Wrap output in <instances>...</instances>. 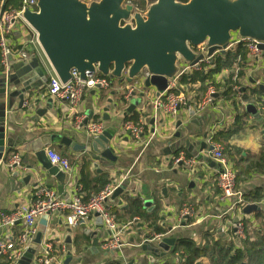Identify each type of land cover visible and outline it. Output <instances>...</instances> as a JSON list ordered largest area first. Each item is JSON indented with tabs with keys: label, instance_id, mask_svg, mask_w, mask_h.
<instances>
[{
	"label": "crops",
	"instance_id": "1",
	"mask_svg": "<svg viewBox=\"0 0 264 264\" xmlns=\"http://www.w3.org/2000/svg\"><path fill=\"white\" fill-rule=\"evenodd\" d=\"M152 2L153 0H132L140 12L145 11ZM7 41L11 56L8 58L7 66L0 59V71H9L14 77L13 66L34 55L45 69L47 83L30 93L31 98L25 99L21 108L18 98L20 85L8 88L5 95L0 94V116L2 115L3 120L0 132H3L5 140L13 145L6 161L3 163L0 161V240L15 243L18 234L23 230L21 223L13 227L1 226V215L30 205L35 201L38 192H51L67 200L72 195L70 187H75L73 189L79 190L81 198L85 197L79 183L85 164L88 165L87 173L92 180H107L109 181L107 185L122 187L118 197L111 199V195L106 201L109 212L111 210V213L128 222L127 198L138 200L146 214L157 215V225L166 231L165 237L175 238V245L169 248L171 252H167L163 258H156L150 252L141 250L144 236H152L155 231L148 227L147 223L136 220L132 225L125 224L127 226L117 223L119 227H125L121 234L124 247L119 251L105 252L101 244L109 238L110 233L103 225L100 228L96 224L95 216H89L78 226L70 228L66 225L62 213H53L47 217L45 232L36 255L41 252L44 245H50L52 252L59 255L58 259L62 264L67 256L71 258L69 264H182L178 255H172V250L180 239H189L197 247H208L207 244L212 245L215 242L236 245L238 240L235 237V226L238 222H248L250 229L264 225L259 218L260 215H264V205L252 204L260 209L246 214L243 212L244 208L232 209L233 199L221 198V192L216 184V170L209 168L205 160H202L209 158L208 151L200 153L196 147L194 154L191 155L182 146L179 151L172 146L178 141L175 134L180 133L182 140L190 134V142H204L210 147L215 133L231 126L237 114L247 113L243 107L235 108L231 100H224L218 93L214 95L210 105L199 110L198 104L204 96L197 91L200 83L182 85L179 82L181 77L191 76L194 71L199 70H189L176 80L175 91L178 92L176 96L183 95L187 105L180 107L174 116L161 109L155 110L152 105L156 99L155 89L145 90L142 84L137 86L134 82L111 80L113 84L108 90L84 92L79 106V113L84 117L82 124L100 123L104 129L113 131V138L107 146L111 153L109 158L98 160V155L93 153L91 148L81 150V146H87L90 139L84 127L77 129L74 126L75 115L69 113L67 104L54 100L47 94L48 79L53 75V71L37 43L34 31L26 24H20L7 36ZM236 49L237 46L230 44L226 53ZM21 52L26 54V59L21 58ZM203 65L201 64V68L203 67L204 71L211 67L210 64ZM238 71H241L237 81L240 91L242 89L249 96L252 89L259 88L263 91L260 98L264 101V52L257 58L249 54L240 68L235 64L230 70H221L216 76V81L221 82L232 72L237 74ZM128 88L135 89V94L130 100L139 99L140 102L131 114L125 116L124 112L130 100L122 103L119 98ZM12 92H16V95L10 97L9 94ZM239 94L242 95L241 92ZM255 96L257 98V95ZM26 104H29V107H26ZM251 105L258 111V118L248 114L249 118L244 119L242 129L234 134L228 143L240 151L235 153L234 150L232 157L227 155V158L237 162L239 167L246 166V159L248 162L254 160L260 148L264 146L262 110L255 104ZM42 110L44 112L40 115L39 112ZM191 112H194V116H190ZM132 114L138 115V124L142 127L139 140H134L125 127L128 123L125 124V119ZM104 116H107L108 120H104ZM191 121H195L196 124ZM178 123L180 125H177ZM203 134H207L206 139L202 138ZM43 135L67 137L74 143L73 148H59L57 144H52L45 149L63 155L74 168L72 177H67L61 195L57 191L56 179L48 176L40 168L34 152L27 149L32 141ZM181 153L184 155L186 153L189 159L197 158L193 168L173 165ZM224 153L226 155L225 151ZM15 155L20 158L21 167L15 168L19 172V177L13 180L11 174L15 169L10 170L8 163ZM185 158L188 159L186 155ZM27 167H31V170ZM25 176H30L26 183L22 181ZM244 179L245 181L239 183L237 189L239 192L248 193L257 189L259 193H264V170L245 176ZM146 203L149 205L145 206ZM185 209L193 213L187 219L180 215ZM43 217L37 220V227L40 226ZM169 227L172 228L171 232H168ZM94 238L97 239L96 249L92 247ZM5 256L0 254L1 259ZM198 263L211 264L208 257H202Z\"/></svg>",
	"mask_w": 264,
	"mask_h": 264
},
{
	"label": "water",
	"instance_id": "2",
	"mask_svg": "<svg viewBox=\"0 0 264 264\" xmlns=\"http://www.w3.org/2000/svg\"><path fill=\"white\" fill-rule=\"evenodd\" d=\"M3 12L4 7L0 18ZM22 18L36 34L38 45L62 84L71 81L72 72L81 80H85L87 73L127 83L135 82L146 74L142 86L145 90L154 88L156 98L167 90L169 83L185 74L187 67L196 66L217 54L224 55L233 40L255 42L257 48L264 52V0H188L186 3L153 0L143 12L136 9L132 0H36V10L24 9ZM200 46L204 47L202 53L196 51ZM13 70L14 77L9 71H0V94L5 95L8 88L20 85L18 98L21 108L25 99L31 98L30 93L47 83V78L45 69L34 55L13 66ZM9 95L14 96L16 92ZM139 102V99L130 100L124 115L131 114ZM244 110L254 118L259 116L254 105L247 104ZM43 112H39L40 115ZM1 116L0 124H3ZM190 116H194V112ZM104 120L108 117L104 116ZM191 123L196 124L195 121ZM112 134V130L104 129L99 136L91 138L87 146H81V150L91 148L98 155V160L108 159L111 153L107 146ZM180 136V133L175 134L178 141L172 145L178 151L180 146L191 155L196 147L200 153L213 149L204 142H190V134L184 140ZM202 138L206 139L207 134ZM52 144L59 148L74 147L67 137L43 135L32 141L27 149L34 152L40 168L56 179L57 191L61 195L67 175L52 166L46 157L45 149ZM12 148L13 145L0 132L2 163ZM202 160L209 168L219 169L210 158ZM177 165L183 166L181 162ZM27 169L31 170V167ZM11 176L15 180L19 172L15 169ZM29 179L30 176H25L22 181L26 183ZM121 192L122 187L116 188L111 199ZM259 209L251 204L243 212L249 214ZM48 216L42 218L32 243L14 264H32L37 247L41 245ZM95 217L101 228L100 218L97 214ZM171 231L169 227L168 232ZM151 240V236H144L141 250L156 258L165 257L167 252H171L169 248L175 245V238L164 237L158 242ZM92 247H97L96 238ZM70 260L67 256L63 264H69Z\"/></svg>",
	"mask_w": 264,
	"mask_h": 264
},
{
	"label": "built area",
	"instance_id": "3",
	"mask_svg": "<svg viewBox=\"0 0 264 264\" xmlns=\"http://www.w3.org/2000/svg\"><path fill=\"white\" fill-rule=\"evenodd\" d=\"M26 8L35 11L36 0H23V7L21 10L3 12L0 18V59H2L4 65L6 66L8 64V58L11 56L7 36L13 32L16 26L26 24L22 18V13ZM240 43H242V41L234 40L231 44L238 46ZM247 43L249 54L253 58H257L263 54V52L257 48V43ZM196 51L198 53H202L204 51V47L200 46L196 48ZM20 56L21 58L26 59V54L24 52H21ZM210 61L211 59L206 58L203 62L198 63L196 66L187 67L185 69V73L189 70H200L202 63L209 64ZM145 78L146 74L135 81V85L140 86L143 84ZM176 80L169 83L167 90L153 101L152 105L155 110L161 109L168 115L174 116L180 107L187 105L186 99L183 95L176 96L173 93L176 89ZM110 86L108 78H105L100 74L86 73L85 80H81L75 72H72L71 81L66 84H62L53 72V75H51L48 79L47 94L50 98L67 104L69 113L71 115H75L74 126L77 129H83L84 127L86 135L89 139H91L99 136L104 131V127L100 123L82 124L84 117L79 113L82 96L86 91L97 89L108 90ZM134 91V88L127 89L124 97L127 102L132 98ZM214 95V89L212 87L208 88L198 106V109L203 110L205 106L210 105L213 101ZM239 96L241 95L239 94ZM245 105L246 104L242 103L243 108ZM26 107H29V104H26ZM125 127L130 132L134 140H139L142 133L141 125L127 123ZM210 146L213 149L209 152V158L219 166V169L216 170V184L221 192V198L224 200L233 199L234 203L232 205V209L237 207L242 210L247 205L243 204L241 192L235 191L236 173L233 166L220 145L211 141ZM46 157L52 166L58 167L59 170L64 172L68 178L72 177L71 174L73 173L74 168L66 157L51 150H46ZM179 162H181L183 166L193 168L197 163V158L187 159L185 158V155L181 153L174 160L173 165H177ZM8 167L10 170L21 167L20 158L17 155L10 158ZM70 188L72 189V195L67 200L60 198L51 192L40 191L35 195V201L30 205L22 206L16 211L8 214H2L1 226L13 227L16 224L21 223L23 225V230L18 234L15 243L0 240V254L8 256V258L12 261V264H14V262L22 256L24 251L35 238L37 234V220L42 216L53 213H62L64 215L66 225L70 228L78 226L87 217L95 216V214H97L102 222V225L110 233L109 238L101 244L102 250L105 252L121 250L124 247V244L121 241V234L125 230V227H119L106 207V201L116 190V186L107 185L100 193L91 197L88 202H83L78 189H73L75 187ZM180 215L182 218L191 217L193 213L191 210L185 209ZM235 227L237 235L242 238V223L238 222ZM151 237L152 242H158L164 238L165 235H153ZM32 263L62 264L61 260L53 255L52 247L50 245H44L41 252L34 257Z\"/></svg>",
	"mask_w": 264,
	"mask_h": 264
},
{
	"label": "trees",
	"instance_id": "4",
	"mask_svg": "<svg viewBox=\"0 0 264 264\" xmlns=\"http://www.w3.org/2000/svg\"><path fill=\"white\" fill-rule=\"evenodd\" d=\"M179 1L182 3H186L188 0ZM2 7H4V12L19 11L23 7V0H0V8ZM247 46V42H242L238 44L235 51L227 52L224 55H216L209 62L211 66L209 69L204 71L202 67V70L194 71L191 76L186 75L181 77L179 79L180 84L187 85L189 83H200V87L197 89V91H199L202 96L205 94L208 88L212 87L215 94H220V96L226 101L231 100L235 105V108H242V103L246 105L255 104L256 106L261 107V113L264 121V101L260 98L263 95V91H261L259 88H254L251 90L249 96L246 95L242 91V89L240 91L237 81L241 76V71H238L237 74H234L232 72L221 82L216 81V76L221 72V70H230L235 64H237L238 68H240L243 62H246L247 56L249 55ZM203 64L204 63H202V65ZM207 65L204 64L203 66ZM108 80L110 81V85H112L113 81H111L110 79ZM126 92L127 90L119 98L120 102L122 103L126 102L124 98ZM240 92L242 93L241 96H239ZM173 93L175 95L178 94V92L175 90L173 91ZM255 95H257V98H255ZM245 118H249L248 113L243 112L242 114H237L234 123L231 126H228V128H225L223 131L215 133L212 136L211 141L215 144L220 145L223 148V152H226V156L228 155L232 157V153L234 152V150L235 153L240 152L238 149L236 150L234 149V147H231L228 143L230 142L231 137L242 129ZM127 122L133 123L134 125L138 124V115L132 114L130 117L125 119V124ZM185 155L189 158L186 153ZM229 161L232 164L235 173L237 172L235 187V191L237 192L239 183L245 181V176L248 177L252 173H260L264 170V146L260 148V152L254 160L248 162V160L246 159L247 164L245 167H239L238 163L233 160V162L231 160ZM87 168V164L83 165L79 182L82 187L81 192L85 193V197H82L83 202H88L91 197L100 193L109 183V181L107 180H92L90 178V175L87 173ZM241 194L244 205H264V193H259L257 189H255L253 192ZM127 199L129 203V208L127 211L128 222L124 221L122 217L111 213V210L109 212L116 223L120 222L123 223V225H130L131 223L132 225V223H136V220H140L144 223H147L148 227L155 231V234H152V236L165 235L166 231L157 225L158 217L155 213L146 214L143 211L141 203L138 200L130 198ZM259 218L264 223V215H260ZM189 221L190 220H188V222ZM241 223L243 225V237L240 238L235 232V237L238 240L236 245L221 244L219 242H215L212 245L207 244L208 247H197L189 239H180L173 249L172 255H178L182 260V264H201L198 263V260L202 257H208L211 264H264V225L260 228L257 227L250 229L248 222L242 221ZM52 253L56 258H59V255L56 252L53 251ZM0 264H12V261L8 258V256H5L2 257Z\"/></svg>",
	"mask_w": 264,
	"mask_h": 264
},
{
	"label": "rangeland",
	"instance_id": "5",
	"mask_svg": "<svg viewBox=\"0 0 264 264\" xmlns=\"http://www.w3.org/2000/svg\"><path fill=\"white\" fill-rule=\"evenodd\" d=\"M235 229H236V227H235Z\"/></svg>",
	"mask_w": 264,
	"mask_h": 264
}]
</instances>
